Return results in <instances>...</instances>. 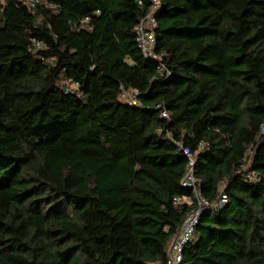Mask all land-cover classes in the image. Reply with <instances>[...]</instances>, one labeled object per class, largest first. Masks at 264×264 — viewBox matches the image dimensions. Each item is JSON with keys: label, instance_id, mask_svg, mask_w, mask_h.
Segmentation results:
<instances>
[{"label": "trees", "instance_id": "1", "mask_svg": "<svg viewBox=\"0 0 264 264\" xmlns=\"http://www.w3.org/2000/svg\"><path fill=\"white\" fill-rule=\"evenodd\" d=\"M151 5L0 0V264H166L196 207L184 149L228 197L179 264H264V0H158L152 58Z\"/></svg>", "mask_w": 264, "mask_h": 264}, {"label": "built area", "instance_id": "2", "mask_svg": "<svg viewBox=\"0 0 264 264\" xmlns=\"http://www.w3.org/2000/svg\"><path fill=\"white\" fill-rule=\"evenodd\" d=\"M28 8L31 10L35 9L37 4L40 3V0H21ZM140 3V0H138ZM151 8L150 11L140 18V20L136 23L135 27V41L138 44L139 49L141 50L142 54L145 56L155 57L156 54L154 52L155 46V36H154V28L156 27V20L154 17V11L157 9L158 0H151ZM51 9H55L54 4H49ZM36 46H40L41 43L39 41H35ZM157 70L164 71V65L162 62H158ZM119 98L122 101H125L129 104H139L138 100V92L135 89H128L120 86V94ZM161 114L163 116H167V112L162 110ZM261 131L264 132V126H261ZM184 153L188 156V162L186 171L181 179V184L183 187L188 188L191 190L192 194L194 195V199L196 201V207L188 213L179 225V229L177 232L172 236L170 242L167 246V259L166 264H179L181 263L182 258V251L185 244L191 239L194 228L197 224L198 218L200 213L209 207H216V206H223L227 202V197L225 194H221L217 200L215 205L208 203V201L202 197L200 194V187L198 183V179L195 177L193 173V166H194V157L190 154L187 149H184ZM246 165V164H245ZM243 168H246V166ZM246 177L248 179H253V174L247 173ZM175 203L185 202L191 203L192 199L189 196H180L174 198Z\"/></svg>", "mask_w": 264, "mask_h": 264}, {"label": "rangeland", "instance_id": "3", "mask_svg": "<svg viewBox=\"0 0 264 264\" xmlns=\"http://www.w3.org/2000/svg\"><path fill=\"white\" fill-rule=\"evenodd\" d=\"M70 88H73V86L70 85ZM247 153H248V155H249L248 158L251 157V154L253 153V148H252V147H249ZM248 164H249V161L246 163L245 166L247 167Z\"/></svg>", "mask_w": 264, "mask_h": 264}]
</instances>
